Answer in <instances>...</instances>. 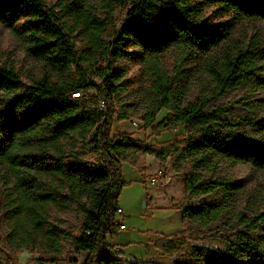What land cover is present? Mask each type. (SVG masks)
Returning <instances> with one entry per match:
<instances>
[{
    "label": "trees",
    "instance_id": "trees-1",
    "mask_svg": "<svg viewBox=\"0 0 264 264\" xmlns=\"http://www.w3.org/2000/svg\"><path fill=\"white\" fill-rule=\"evenodd\" d=\"M207 7H218L227 22H209ZM126 12L119 33L112 42L102 38L116 9ZM107 16L101 20L98 11ZM245 21L264 22V0H0V25L16 36L26 52L65 76L80 63L91 65L93 51L103 55L107 67L101 72L104 86L85 78L52 81L48 76L25 86L12 68L0 64V160L12 164L15 178L30 203L25 223L49 246L60 249L70 240L76 252L88 253L85 264H159L151 261L129 263L117 245L109 242L117 233L115 214L121 190L127 185L120 175L123 162L141 171L145 157L153 156L165 168L169 158L177 175L185 178L190 199L218 196L214 202L182 207V223L204 228L229 220L231 230L221 238L225 251L213 247H190L184 233L160 239L155 248L165 255L186 249L190 263L175 264H264V189L252 191L225 175L209 179L224 168L245 165L252 174L264 172V106L259 100L247 104L243 116L232 115L225 106L212 107L216 100L245 84L254 91L264 89V42L250 38L233 43L236 25ZM90 43L89 57L76 49L77 37ZM127 43L136 46L149 68L150 98L135 107V115L151 136L184 127L159 147L134 140L127 134L111 136L113 106L100 111L87 95L96 90L106 104L119 106V120H127L121 100L125 89L120 60H129ZM222 56H212L226 45ZM177 50L179 57L170 72L159 60L163 53ZM206 56L205 76L210 92L195 102L187 101L185 82L189 59ZM92 69V68H91ZM86 72V71H85ZM257 88V89H256ZM167 115L157 121L161 111ZM258 112V113H259ZM40 143L39 152L27 151L28 144ZM67 143L71 145L66 146ZM90 146L100 157L91 166L78 155V145ZM70 158L71 161L67 159ZM81 215L79 235L63 229L48 216V208ZM0 264H5L0 260Z\"/></svg>",
    "mask_w": 264,
    "mask_h": 264
},
{
    "label": "rangeland",
    "instance_id": "rangeland-1",
    "mask_svg": "<svg viewBox=\"0 0 264 264\" xmlns=\"http://www.w3.org/2000/svg\"><path fill=\"white\" fill-rule=\"evenodd\" d=\"M75 2L81 6L85 0H75ZM56 3L57 0H46L48 7ZM98 14L101 20L107 16L101 9ZM125 16L124 9H116L110 22L108 21L106 33L102 38L105 43L112 42L116 38ZM204 17L209 22L214 23L229 20L228 17L222 16L218 7H207L204 11ZM83 35L77 37L76 49L79 53L89 57L90 43L88 38ZM252 37L264 42V22L245 21L236 25L232 40L235 43L247 41ZM232 45L229 43V45L214 52L212 56H222L224 52L232 48ZM125 49L132 56L129 60H120L115 68L125 75V89L122 91L121 100L125 110H127L128 119L119 120V106L117 107L112 100L111 104L106 102L105 106L112 105L115 113L111 136L127 134L134 140L146 141L150 146L159 147L178 135H187L184 127L164 132L160 136H151V131L144 128L141 121L143 114L135 115V107L140 106L141 103L150 98L149 68L145 62L139 59L141 54L136 46L127 43ZM91 54L93 55L90 56L91 65L88 69L80 63L82 71L74 65L71 73L62 76L54 72L45 63L31 57L21 41L0 25V64L14 69L25 86H31L34 80L48 76L52 81L85 78L88 82L103 87L101 72L107 67L108 62L100 53L93 51ZM178 57L179 52L172 49L163 53L159 60L171 72ZM206 58V56L199 54L186 63L187 74L185 82L181 86L186 84V97L189 102H195L210 92V86L207 85L205 76ZM253 86L251 83L245 84L239 89L231 91L224 98L216 100L212 107L225 106L231 110L232 115L243 116L248 110L246 103L251 100H259L264 106V89L256 93V91L253 92ZM87 98H90V103L96 106L101 101H106L96 90L90 91ZM258 112L259 110L256 111L258 116H264V111L263 114L261 111ZM167 114V111H161L156 118L157 121H161ZM69 145L71 144H66V146ZM27 148L28 152H39L40 143L33 142L28 144ZM75 153L91 166L100 164V157L88 145L79 144ZM149 157L151 158L147 168V158ZM67 160L71 161L70 158ZM145 164L144 171L129 162L121 164L120 175L127 185L121 190L118 198V208L122 210V214H115L118 225L114 227V232L117 235L109 239L110 244L119 246L117 250L123 254V257L117 259L129 263L144 261L159 264L190 263V250L186 249L172 256L165 255L159 250H153V248L156 249L155 244L160 239L176 232L184 233L183 237L190 247H213L225 251L227 245L221 238L231 230L228 228L229 220L227 218L207 228L197 223L186 222L184 225L182 223V207H197L204 203L214 202L218 196L190 199L185 191L184 178L189 172L187 171L184 177H179L174 171L171 158L167 160L163 170L153 156H146ZM158 165L159 168H157ZM225 175L243 184L251 191L255 187L264 189V172L258 175L252 174L249 168L243 164L229 169L224 168L219 174L211 176L209 179H216ZM153 177L157 179L156 184L151 183ZM29 205L30 203L24 198L23 188L16 181L12 164L9 160H0V260L5 264H85L88 253L76 252L70 240H63L58 251L49 246L45 240H41L37 232L34 233V241L29 240L31 227L24 222ZM47 211L48 216L55 222H59L63 229L74 236L79 235L82 218L78 211L70 209L61 212L52 207L48 208ZM121 222L125 225L126 230H121L119 233ZM158 236L161 238L157 239Z\"/></svg>",
    "mask_w": 264,
    "mask_h": 264
},
{
    "label": "built area",
    "instance_id": "built-area-1",
    "mask_svg": "<svg viewBox=\"0 0 264 264\" xmlns=\"http://www.w3.org/2000/svg\"><path fill=\"white\" fill-rule=\"evenodd\" d=\"M97 109L100 110V111L104 110L105 109V102L104 101H101L98 104ZM151 183L152 184H156L157 183V179L156 178H152L151 179ZM117 214H122V210L121 209H118L117 210ZM125 229H126L125 225L121 222L120 225H119V231L125 230Z\"/></svg>",
    "mask_w": 264,
    "mask_h": 264
},
{
    "label": "crops",
    "instance_id": "crops-1",
    "mask_svg": "<svg viewBox=\"0 0 264 264\" xmlns=\"http://www.w3.org/2000/svg\"><path fill=\"white\" fill-rule=\"evenodd\" d=\"M150 158H151V157L147 158V168L149 167V166H148V163H149V161H150V160H149ZM157 168H159V165L157 166ZM153 178H154V177H153ZM146 183H147V181H146ZM125 230H126V229H125ZM119 233H120V231H119ZM119 233H118V234H119ZM160 238H161V237H160ZM160 238H159V236L157 237V239H160ZM113 242H114V241H113ZM117 244H118V243H117ZM118 247H119V246H118ZM153 250H154V251H158V250H156V249H154V248H153Z\"/></svg>",
    "mask_w": 264,
    "mask_h": 264
}]
</instances>
